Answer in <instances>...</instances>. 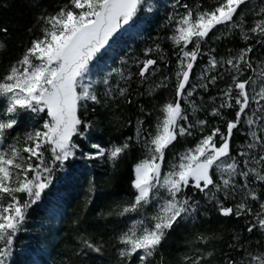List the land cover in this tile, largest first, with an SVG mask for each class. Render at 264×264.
<instances>
[{"label": "snow or ice", "instance_id": "snow-or-ice-1", "mask_svg": "<svg viewBox=\"0 0 264 264\" xmlns=\"http://www.w3.org/2000/svg\"><path fill=\"white\" fill-rule=\"evenodd\" d=\"M145 3L146 0H67L53 14L38 18L40 35L30 41L22 56L0 76V98L3 99L0 104V264H9L14 238L23 228L28 209L40 200L51 184L57 164L63 167L64 162L75 155L79 145L73 137H84L91 127L90 122L83 120L78 113L81 108L87 112L89 102L101 104L102 97L98 95L96 85H104V98L112 97L113 93L127 96V86L113 88L109 81L113 73H117L127 84L131 73L125 76L122 70L112 69L102 79L93 80L89 78L90 65L110 40L133 21ZM176 6L182 7L184 12L168 17L170 22L175 20L172 39L180 46L175 100L163 106V118L158 121L154 134L142 136L141 129L137 130V141L143 142L149 156L134 166V196L118 213L120 216L135 213L141 217L131 221L118 237L122 245L118 249L120 264H127L134 256L139 264H151L149 258L157 252L174 224L197 212L199 202L185 194V189L190 186L215 201L223 216L252 215L248 232L257 228L264 231V199H261L264 194V135H258L256 128L252 127L257 126L264 133V66L253 67L248 58V53L253 51L251 45L223 60L234 74L230 75L231 83L221 94L222 102L212 108L211 116L220 117L224 130L213 126L201 135L193 148L186 149L179 156L178 163L169 171H162L166 150L179 137L192 136L197 128L204 133L207 127V121L202 119L191 122L182 104L185 101L193 112L200 111V106L191 99L195 86L190 83V75L201 55V43L218 30V26L228 31L239 28L245 41L250 39L249 33L264 37V0L258 11H254L250 0H213L207 7L196 8L175 0ZM147 11H152L151 6ZM248 12L260 18L245 31L244 18ZM0 31L6 33L7 29ZM190 44L193 47L188 50ZM156 63L151 58L140 61L138 77L143 81ZM220 63L210 57L204 71H211ZM247 70L256 76L244 78L243 72ZM201 79L208 81L199 85L206 90L209 84L223 79V75H202ZM226 108L235 110L233 119H225L222 113ZM246 110H250L251 115ZM22 113L35 116L45 113L47 118L39 127L12 136ZM143 123L140 121L141 125ZM243 124L250 126L251 142L247 143V149L259 147L261 154L258 158L255 154L249 158L246 151L238 153L242 160L231 155L234 130H239ZM8 140L11 142L6 143ZM90 147L96 151L87 154L88 158L107 155L114 162L130 144L126 140L108 149L98 143ZM250 161L255 166L249 167ZM217 173L219 180L215 179ZM257 181L261 182V192L251 186ZM237 191L244 199L233 207L225 206L216 196V193L223 192L227 198ZM20 194H26L28 198L22 200ZM248 198L258 203V209H253ZM149 206L155 209L151 216L145 215ZM83 244L94 252L101 251L100 246L88 239H83ZM245 255L248 259L238 262L226 258V264H264V253L253 255L245 250ZM202 259L198 256L193 264H201Z\"/></svg>", "mask_w": 264, "mask_h": 264}, {"label": "rangeland", "instance_id": "rangeland-1", "mask_svg": "<svg viewBox=\"0 0 264 264\" xmlns=\"http://www.w3.org/2000/svg\"><path fill=\"white\" fill-rule=\"evenodd\" d=\"M199 1L181 0V4H188L196 8L200 6ZM206 2L208 4L205 3L203 5L204 7L211 5L213 0H206ZM261 3L262 0H250V5L254 6V11L259 10ZM174 5L175 0H146L145 6L134 17L133 21L125 25L120 30L121 32L119 31L120 33L118 32L119 35L116 39L114 37L118 33L110 40L109 45L101 50V53L90 65L89 78L93 80L102 79L103 75L112 69L122 70L125 76H129V73H131L127 84L120 79L117 73H113L109 81L113 88L127 86L128 94L126 97H120L113 93L112 97L104 98L102 95L104 85L97 84L98 95L102 97L101 104H92L89 102L87 112L83 108L79 110L81 118L87 122H91L90 118L94 116L92 115V109L99 113L108 114L109 116L106 117L108 118L109 128L102 139L97 140V138L91 137L92 135L88 136L84 140V146H81L78 149L79 151L76 150L75 155L69 158L70 163L67 173L61 179L59 187L54 192L44 191L42 201L39 204L41 212L31 220L26 219L23 228L14 238L13 254L15 264H66V261L63 258L61 259V257H64L61 251L67 247L66 243L68 242L69 231L67 232L66 228L69 226V217L73 218L74 221L75 216L82 217L83 221L80 225L82 227H85L84 223L86 221H90L94 217L91 211V204L95 197V189L98 188L100 181H97L96 184L93 182L96 174L93 166L99 169L100 172H103V168L111 167L115 163V161L109 160L107 155L95 159L88 158L87 154L96 151L90 147L91 144L98 143L105 149H108L113 145H121L128 140L130 147L121 156L125 155L131 148H136L138 151L140 159L137 163L149 156L143 142L137 141V130L141 129L142 136L146 133L154 134L158 121L163 118V106L175 100L176 71L178 70L177 55L180 46L175 45L172 39L175 30V20L170 22L168 17L169 14H183L184 9L178 6L174 7ZM148 6H151L152 11H147ZM259 18L253 12H248L244 18L245 31L253 26L255 20ZM249 36L250 39L245 41L241 36V30L239 28L228 31L223 26H218V30L210 33L209 37L205 38V41L201 43V55L198 56L197 61L194 63L190 75V83L195 86V91L191 99L195 100L196 104L200 106V111L193 112L192 107L185 101H182V104L186 108L191 122L194 123L196 119H202L207 121V127L204 133H201L199 128H197L192 136L178 138V143H175V146L172 145L168 149L162 165L163 172L169 171L173 164L178 163L179 156L186 149L193 148L201 138V135L206 134L213 126H219L224 130L225 125L222 123L220 117L211 116L212 108L222 102L221 94L226 90L228 84L231 83L230 75L234 74L230 66L223 63V60H226L231 55L237 54L240 49L251 45L253 51L248 53V58L253 64V67L259 69L264 66V37L252 33H249ZM258 40L261 43H258ZM157 45H159V48H157ZM192 47L193 45L190 44L187 46V49L191 50ZM149 48L152 49L151 52L147 51ZM210 57H215L221 63L217 68L205 72L204 70L208 67ZM147 58L154 59L157 63L142 81L137 75L139 62ZM217 73L223 75V79H218L215 84H209L206 90L199 87L201 83H208V81L201 79L202 75L211 77ZM249 75L255 77L256 73H253L251 70L243 72L244 78H247ZM249 91L251 92V89ZM213 97L216 99L213 100ZM2 103L3 99L0 98V104ZM254 107L255 104L252 105V108ZM246 111L248 115H251L250 110ZM234 112V109L226 108L222 114L228 120L234 118ZM44 119H46V116L42 115V113L39 116L31 113H22L20 123L12 130L11 135L15 136L17 133L22 135L33 127H39ZM140 121L144 123L141 125ZM121 125L123 128H118ZM252 127L256 128L258 135H264V133L259 131L257 126ZM249 130L250 126L243 124L239 127V130H235L234 132V138L231 141V155L236 156L238 160L243 159L238 155L239 152H249V158L252 154H255L257 158L261 154L259 147L253 150L247 149V143L251 142V137L248 135ZM10 142L11 140L6 141V143ZM134 166L133 179L135 177ZM252 166L255 165L250 161L249 167ZM215 179L219 180V173L216 174ZM251 186L255 187L257 192L262 191L261 182L259 181ZM229 191L231 192V190ZM212 192H215V189H212ZM185 194L192 197L194 201L199 202L198 210L196 213L180 220L174 226L180 230L193 228V230L196 229L198 231L199 227L196 225L197 222L207 218L212 212L218 211L217 205L215 201L210 200L204 193H196V189L185 190ZM20 195L22 197V194ZM216 196L223 201L225 206L229 207L235 206L244 199L242 193L239 191L234 195H229L227 198H225L223 192L216 193ZM132 198L118 193L113 195L112 198H109L112 203L110 207L100 204L101 208L98 207L94 211V215L97 218L98 216L106 214L112 216L111 220L114 225L112 232L114 236L112 245L114 244V246H112V252L118 261H121V258L118 256V249L122 247L118 242V237L130 226L131 221L141 218L135 213L125 216L118 215L122 207L130 202ZM261 199H264V194L261 195ZM247 202L254 210L258 209L257 202L251 201L250 198H248ZM154 211V207L149 206L146 209L145 215L151 216ZM232 216L233 218L240 219L246 228L253 222V217L250 214L240 217ZM77 228L79 227H73L72 235L69 237L77 239V245H81L91 252L92 250L86 248L83 244V239H88L93 244L99 246V241H93L89 236L87 227L85 231H80ZM168 232L165 239L169 235ZM31 233L34 234L32 238L30 237ZM60 238H63L61 239L62 244L59 243ZM233 238L237 243L234 245L232 241L226 246L228 251L225 252V259L228 258L227 255H230L229 249L231 246L234 247L233 250L235 252L242 253L241 256L235 257L237 262L248 259L245 255V250L253 255L264 253V231H261L259 228L254 229L253 232H248L247 237L242 242H239L240 234L235 231ZM196 241L198 240L196 239ZM74 246V243H72V249ZM203 252L206 254L208 250ZM235 252L234 255L236 254ZM190 253L193 252L191 250H185L182 253V259L185 261L190 260ZM133 260L131 261L133 264H139L137 257L134 256Z\"/></svg>", "mask_w": 264, "mask_h": 264}, {"label": "trees", "instance_id": "trees-1", "mask_svg": "<svg viewBox=\"0 0 264 264\" xmlns=\"http://www.w3.org/2000/svg\"><path fill=\"white\" fill-rule=\"evenodd\" d=\"M66 2L67 0H0V29H7L6 33L0 31V76L5 74L6 69L12 62L22 56L30 41L40 35L41 25L38 23V18L44 14H53ZM205 3H207L206 0L199 1L200 6L205 5ZM119 33L114 39L118 37ZM92 111L94 116L90 118L91 127L87 130L85 136L73 137L79 148L84 146V140L90 135L97 138V140L104 138L109 128L108 118L106 117L109 115L102 112L99 113L94 109ZM42 115L46 116L45 113H42ZM118 128L122 129L123 126L121 125ZM177 141L174 144L178 143ZM78 149L77 151H79ZM167 153L168 150H166L165 157ZM139 159L140 156L136 148H131L125 155L115 161L113 166L103 168V172L93 166V169L96 170L93 182L96 184L97 181H100L98 188L95 189V197L91 204V211L94 217L84 223L85 227L80 226L83 221L82 217L75 216V221L69 217V226L66 228V231H69L67 247L61 251L64 255L61 259L63 258L66 264H120V261L116 260V256L112 252V246H114V244L112 245L114 238L112 216L106 214L97 218L94 215V211L98 207L101 208L100 204L110 207L112 203L109 198L118 193L130 198L134 196L135 190L132 187L133 166ZM69 161H65L63 167L57 164L53 172L52 182L45 190L54 192L59 187L61 179L67 173ZM190 189L195 188L190 186L185 190L189 191ZM43 193L40 200L28 209L27 220L33 219L41 212L39 204L42 201ZM196 193L200 192L196 190ZM27 198L26 194H22V200ZM196 225L199 227L198 231L196 229L193 230V228L180 230L173 226L168 232V237L161 243L157 252L150 259L151 264H193L196 256L203 257L201 264H226L225 252L228 251L226 246L232 241L234 245L237 243V241L233 240L234 231L240 234L239 242H242L248 235V227L246 228L240 219L233 218V216H223L219 211L212 212L207 218L199 220ZM77 226L80 231H85L87 227V232L90 234L91 239L99 241L100 252L96 253L91 250L89 252L83 246L77 245V239L69 238L72 235L73 227L76 228ZM30 235L32 238L34 234L31 233ZM61 239L63 238H60V241L58 240L60 244L63 243ZM72 243L75 245L73 249L71 247ZM233 249L234 247L231 246L229 249L230 255H227V257L236 261L235 257L241 256L242 253L235 252ZM185 250L193 252L189 254L191 257L188 261L182 259V253ZM205 250H208V253L205 254L203 252ZM234 252L236 253L235 255ZM209 253L211 255H208ZM13 258L14 254L10 257L9 264L16 263L15 258L14 260ZM127 264H133V262L130 261Z\"/></svg>", "mask_w": 264, "mask_h": 264}]
</instances>
